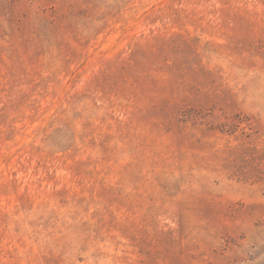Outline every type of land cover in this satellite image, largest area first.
<instances>
[{
    "label": "rangeland",
    "instance_id": "1",
    "mask_svg": "<svg viewBox=\"0 0 264 264\" xmlns=\"http://www.w3.org/2000/svg\"><path fill=\"white\" fill-rule=\"evenodd\" d=\"M0 264H264V0H0Z\"/></svg>",
    "mask_w": 264,
    "mask_h": 264
}]
</instances>
